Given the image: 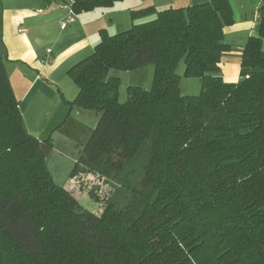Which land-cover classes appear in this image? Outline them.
<instances>
[{
	"label": "trees",
	"instance_id": "obj_1",
	"mask_svg": "<svg viewBox=\"0 0 264 264\" xmlns=\"http://www.w3.org/2000/svg\"><path fill=\"white\" fill-rule=\"evenodd\" d=\"M122 0H64L75 14ZM129 30L101 31L69 71L72 102L100 114L71 177L110 186L100 214L56 184L26 128L0 55V264H264V20L242 54L241 78L220 75L235 22L230 0L131 11ZM199 79L181 93L177 69ZM154 65L151 90L109 70Z\"/></svg>",
	"mask_w": 264,
	"mask_h": 264
},
{
	"label": "crops",
	"instance_id": "obj_2",
	"mask_svg": "<svg viewBox=\"0 0 264 264\" xmlns=\"http://www.w3.org/2000/svg\"><path fill=\"white\" fill-rule=\"evenodd\" d=\"M210 1L122 0L110 8L75 14V22L62 30L61 24L72 17L64 0H0V55L27 130L43 142L68 125L61 115L78 95L69 71L94 52L102 30L110 34V29H128L133 24L129 15L133 10L188 8ZM230 2L235 22L225 28V42L231 49L222 56L220 75L237 82L243 71L244 48L251 37L260 34L264 0ZM91 129L85 130V139ZM51 147L55 149L54 142Z\"/></svg>",
	"mask_w": 264,
	"mask_h": 264
},
{
	"label": "rangeland",
	"instance_id": "obj_3",
	"mask_svg": "<svg viewBox=\"0 0 264 264\" xmlns=\"http://www.w3.org/2000/svg\"><path fill=\"white\" fill-rule=\"evenodd\" d=\"M129 15L131 14L129 13ZM122 21L125 22V18ZM131 27L123 30L119 29V31H114V29L111 31L110 29L109 32L110 34H117L129 30ZM185 70V62H181L177 69V72L181 77V93L185 96L200 95L203 90V83L199 79L187 78L185 76ZM154 71V65L152 64L132 71H118L111 69L107 73L106 79L109 80L112 77L120 78L119 99L121 102H126L128 100V88L131 86H138L146 90H151L154 80ZM69 80L71 85H75L71 76ZM67 106L69 109L66 113H62L61 118L62 120H67L66 122L68 125L61 132L55 133L54 136L47 135L49 136L48 139L50 138L51 143L54 142L55 144L54 150L50 147L53 151L47 162V166L56 184L72 192L84 208L100 214L102 212V204L97 203L91 197L89 191L98 186L99 194L103 199L109 193L110 186L92 176L85 178V180L81 182L71 177L82 150L99 122L100 114L93 110H85L72 102L70 104L68 103ZM71 109H73V111ZM95 115H97L96 123H94ZM86 129H91L88 139H85L86 134L84 132Z\"/></svg>",
	"mask_w": 264,
	"mask_h": 264
},
{
	"label": "water",
	"instance_id": "obj_4",
	"mask_svg": "<svg viewBox=\"0 0 264 264\" xmlns=\"http://www.w3.org/2000/svg\"><path fill=\"white\" fill-rule=\"evenodd\" d=\"M41 149L43 151L46 162H48L50 155H51V148L47 144L42 143Z\"/></svg>",
	"mask_w": 264,
	"mask_h": 264
},
{
	"label": "built area",
	"instance_id": "obj_5",
	"mask_svg": "<svg viewBox=\"0 0 264 264\" xmlns=\"http://www.w3.org/2000/svg\"><path fill=\"white\" fill-rule=\"evenodd\" d=\"M68 7H69L70 10H71V15H72V17H71L67 22H64V23L61 24V29H62V30H65V29L69 26V24L75 22V17H74L75 13L73 12L71 6H68ZM49 52H51V51H49Z\"/></svg>",
	"mask_w": 264,
	"mask_h": 264
}]
</instances>
